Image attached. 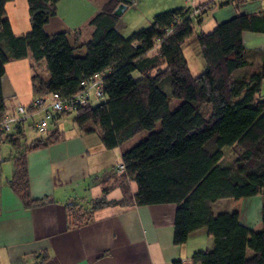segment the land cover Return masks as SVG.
Segmentation results:
<instances>
[{
    "label": "trees",
    "instance_id": "16d2710c",
    "mask_svg": "<svg viewBox=\"0 0 264 264\" xmlns=\"http://www.w3.org/2000/svg\"><path fill=\"white\" fill-rule=\"evenodd\" d=\"M9 1L0 0V120L7 114L2 80L11 61L32 60V101L54 93L70 98L83 89V81L96 75L103 82L100 103L56 114L45 138L24 146L21 124L0 134V142H9L15 150L10 186L23 203L45 202L29 197L26 153L61 139L59 124L73 114L77 128L82 133L95 131L107 150L141 133L148 135L122 152L123 171L116 166L112 185L121 189L122 198L94 199L87 210L70 204V227L90 221L93 211L105 205L173 203L175 245L184 244L201 228L214 240L210 251L192 255V264H264V100L257 98L264 80V53L247 50L242 43L244 32L264 33V14L237 15L209 33L194 34L193 25L206 6H197L199 13L193 17L186 8H177L155 14L148 27L123 37L113 15L123 1L108 0L88 21L90 37L80 52L67 34L44 32L60 0H27L31 29L18 36L6 17ZM192 35L204 61L196 77L182 49ZM154 48L157 51L149 55ZM42 63L44 74L39 72ZM172 98L182 103L171 111ZM225 149L234 156L232 161L225 158ZM128 180L136 185L133 194ZM258 195L259 232L241 224L236 212L214 215L211 210L218 200Z\"/></svg>",
    "mask_w": 264,
    "mask_h": 264
},
{
    "label": "crops",
    "instance_id": "0c3cea01",
    "mask_svg": "<svg viewBox=\"0 0 264 264\" xmlns=\"http://www.w3.org/2000/svg\"><path fill=\"white\" fill-rule=\"evenodd\" d=\"M107 1L60 0L44 32L67 34L70 44L82 52L81 46L91 33L87 23ZM122 1H131L118 17L117 29L123 37L148 27L157 12L186 6L185 0ZM193 1L196 6H206L197 23L204 33L237 15L264 14V0ZM5 12L15 35L30 31L27 0L9 1ZM242 43L247 50L264 53V33L244 32ZM31 63L30 58H25L5 66L2 92L7 114L18 105H29L33 99L32 94L29 103L26 89V81L29 78L31 81L32 76ZM257 98L264 100V80ZM21 128L24 146L45 138L43 133L35 136L34 130L25 129V124ZM59 129L61 139L26 153L29 197L44 199L39 205H25L11 188L15 150L9 142H0V264H173L174 261L192 264L190 260L195 252L212 249L214 240L205 228L192 232L184 244H174L176 205L173 203L105 205L93 211L90 221L70 227L67 213L70 204L87 210L94 199L104 197L110 202L122 198L121 189L112 185L118 174L116 166L122 152L148 133L107 150L95 131L82 133L77 128L73 114L65 117ZM30 134L33 138L29 140ZM224 155L229 161L234 159L229 149L224 150ZM133 183L127 181L131 194L136 191L135 183L131 189ZM105 188L108 191L103 194ZM117 189L120 193L111 197ZM261 206L262 196L258 195L218 200L211 204V210L214 215L236 212L241 224L259 232L262 230ZM251 255L247 251V256Z\"/></svg>",
    "mask_w": 264,
    "mask_h": 264
},
{
    "label": "built area",
    "instance_id": "2783aa9c",
    "mask_svg": "<svg viewBox=\"0 0 264 264\" xmlns=\"http://www.w3.org/2000/svg\"><path fill=\"white\" fill-rule=\"evenodd\" d=\"M185 8L188 16H195L199 13L198 7L193 0H185ZM102 78L96 75L88 81H83V89L76 95L63 99L54 93L46 98L34 99L30 105L24 107L18 105L11 114H6L0 120V134L11 131L12 127L31 120L30 125L40 132L46 133L50 122L56 114L74 111L78 107H86L94 101L102 100ZM124 170L122 163L117 164V171Z\"/></svg>",
    "mask_w": 264,
    "mask_h": 264
},
{
    "label": "rangeland",
    "instance_id": "374dc122",
    "mask_svg": "<svg viewBox=\"0 0 264 264\" xmlns=\"http://www.w3.org/2000/svg\"><path fill=\"white\" fill-rule=\"evenodd\" d=\"M158 11V10H157ZM160 13V12H157V14ZM193 28H194V34L195 33H199L200 32V28L198 27V24L197 23H194L193 25ZM203 31H205V28H203ZM183 54H184V57L188 63V67H189V71H190V74L192 77H196L198 76L200 73H202V71L204 70V61L200 55V52H199V48H198V44H197V41L195 40V37L194 35H192L183 45ZM182 48V49H183ZM157 51L156 48L152 49L150 52H149V55H152L154 54L155 52ZM39 72L40 74H44L46 72V68H45V65L44 63H42V65L39 67ZM136 76V74H135ZM12 79V77H11ZM17 80H15L16 82ZM14 82V81H12ZM14 82V83H15ZM27 83V88L28 89V96H29V103L32 99V86H31V81H30V78L28 81H26ZM32 102V101H31ZM101 100H98V101H94L92 102V105H96L98 103H100ZM182 103L181 100L179 99H169V109L172 111L174 110L176 107H178L180 104ZM20 104V103H19ZM23 104V103H22ZM25 104V103H24ZM23 104V106H24ZM18 105V104H17ZM28 103L25 104L24 107H27ZM206 107L204 106H201V109L202 110H206L205 109ZM207 111V110H206ZM12 113V112H11ZM10 113V114H11ZM68 116V115H67ZM30 122L31 120H28L26 121L24 124H25V129H30L29 131H32L34 130L33 134H35V136H37L38 134H42L43 132H40L36 129H34L32 126H30ZM157 127H159V124H157ZM31 133V132H30ZM44 134V133H43ZM31 137V138H30ZM30 137H29V140L32 139L33 137L31 136L30 134ZM226 150V149H225ZM133 186V187H132ZM135 188L134 186V183L131 185V189L133 190ZM120 193V191L117 189L115 190L114 192L111 193V197H116L118 194Z\"/></svg>",
    "mask_w": 264,
    "mask_h": 264
},
{
    "label": "water",
    "instance_id": "95a60500",
    "mask_svg": "<svg viewBox=\"0 0 264 264\" xmlns=\"http://www.w3.org/2000/svg\"><path fill=\"white\" fill-rule=\"evenodd\" d=\"M127 5L124 2H121L113 11V15L116 17L121 16L123 11L126 9Z\"/></svg>",
    "mask_w": 264,
    "mask_h": 264
}]
</instances>
